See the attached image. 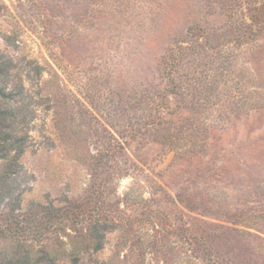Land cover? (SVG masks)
<instances>
[{
    "label": "rangeland",
    "instance_id": "obj_1",
    "mask_svg": "<svg viewBox=\"0 0 264 264\" xmlns=\"http://www.w3.org/2000/svg\"><path fill=\"white\" fill-rule=\"evenodd\" d=\"M0 264H264V0H0Z\"/></svg>",
    "mask_w": 264,
    "mask_h": 264
}]
</instances>
